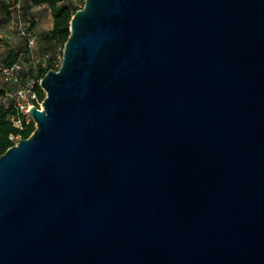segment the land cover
<instances>
[{
  "label": "water",
  "instance_id": "1",
  "mask_svg": "<svg viewBox=\"0 0 264 264\" xmlns=\"http://www.w3.org/2000/svg\"><path fill=\"white\" fill-rule=\"evenodd\" d=\"M40 85L0 264H264V0H86Z\"/></svg>",
  "mask_w": 264,
  "mask_h": 264
},
{
  "label": "trees",
  "instance_id": "2",
  "mask_svg": "<svg viewBox=\"0 0 264 264\" xmlns=\"http://www.w3.org/2000/svg\"><path fill=\"white\" fill-rule=\"evenodd\" d=\"M21 2L22 0H17ZM83 1V0H82ZM85 5V0L84 3ZM34 5H46L51 9L53 16V26L50 30L40 33V40L46 47L45 65L40 64L38 69L32 66L30 69L23 70V82L28 79L35 80V87L39 94V100L43 101L46 97V91L40 85V79L52 68L59 69L57 63L58 50L60 47L64 52L65 44L71 34V19L74 13L84 5L76 3L75 0H26L22 5L24 14L28 16L32 26H36L37 22L34 17H30V9ZM6 12L10 11V6L5 5ZM37 40V36H36ZM31 48L29 45L24 50H10L2 60L1 66H11L14 63L21 61L24 64V58L29 55ZM8 85H11L7 83ZM12 87H0V155L3 154L9 147L16 143V137H29L36 129L35 120L28 121L26 115L11 103H8L3 98L8 90ZM15 120H21L22 125L18 126ZM14 136V137H13Z\"/></svg>",
  "mask_w": 264,
  "mask_h": 264
},
{
  "label": "rangeland",
  "instance_id": "3",
  "mask_svg": "<svg viewBox=\"0 0 264 264\" xmlns=\"http://www.w3.org/2000/svg\"><path fill=\"white\" fill-rule=\"evenodd\" d=\"M76 3L84 5V0H75ZM86 1V0H85ZM26 3V0L18 2L17 0H0V67L5 55L12 49L24 50L28 46V40L30 36H37V43L31 49L29 55L24 58V67L30 69L35 66L38 69L40 64L45 65L46 47L40 40V33L46 31L51 27L52 12L47 6L34 5L30 9V17H34L37 22L36 26H32V22L29 21L27 14H24L22 5ZM5 5L10 6V11L6 12ZM58 56L57 63L61 66L63 54L60 47L57 48ZM14 88V85H8L0 72V87L1 88ZM21 137H16V142Z\"/></svg>",
  "mask_w": 264,
  "mask_h": 264
},
{
  "label": "built area",
  "instance_id": "4",
  "mask_svg": "<svg viewBox=\"0 0 264 264\" xmlns=\"http://www.w3.org/2000/svg\"><path fill=\"white\" fill-rule=\"evenodd\" d=\"M28 42L29 47L32 49L37 43L36 37L30 36ZM24 69V64L21 61L11 66L0 67V72L3 75L4 81L14 85V88L8 90L1 98L20 109L26 115L27 120L30 121L32 119L34 120L30 112L31 107L34 105L42 107L43 101L39 100V94L35 87L34 79H28L26 82H23L22 73ZM15 123L18 126L22 125L21 120H15Z\"/></svg>",
  "mask_w": 264,
  "mask_h": 264
},
{
  "label": "crops",
  "instance_id": "5",
  "mask_svg": "<svg viewBox=\"0 0 264 264\" xmlns=\"http://www.w3.org/2000/svg\"><path fill=\"white\" fill-rule=\"evenodd\" d=\"M42 6H46V5H42ZM52 26H53V19H52L51 27L48 30H50L52 28Z\"/></svg>",
  "mask_w": 264,
  "mask_h": 264
}]
</instances>
